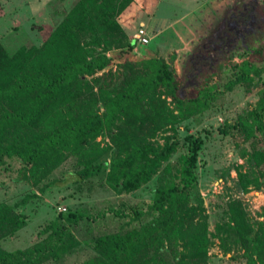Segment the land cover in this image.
<instances>
[{"label":"trees","instance_id":"1","mask_svg":"<svg viewBox=\"0 0 264 264\" xmlns=\"http://www.w3.org/2000/svg\"><path fill=\"white\" fill-rule=\"evenodd\" d=\"M131 1L74 0L39 43L21 45L19 52L0 42V172L16 162L17 180H29L40 193L67 183L77 191L85 184L83 190L101 187L118 195L151 186L149 201L106 207V222L98 220L104 210L94 215L76 209L58 212L31 243L10 249L1 241L17 236L25 214L0 202V264L58 263L79 246L65 224L82 219L94 223L96 234L90 237L89 255L77 264H208L196 170L204 138L180 123L214 107L217 96L234 85L244 92L255 88L257 98L215 129L240 139L236 155L243 162L234 166V184L244 191L259 187L264 45L241 47L238 54L246 56L232 63L222 84L208 82L211 72L181 95L170 60L143 50L132 55L134 39L116 20ZM146 32L148 41L140 48L151 39L148 28ZM237 52L233 49L231 55ZM102 135L107 140L100 145L96 137ZM64 161L69 170L64 167L59 178L52 176ZM230 167L218 176L225 177ZM26 201L23 197L16 204L23 207ZM222 209L242 248L235 259L264 264V220L248 219L238 200L223 203Z\"/></svg>","mask_w":264,"mask_h":264},{"label":"rangeland","instance_id":"2","mask_svg":"<svg viewBox=\"0 0 264 264\" xmlns=\"http://www.w3.org/2000/svg\"><path fill=\"white\" fill-rule=\"evenodd\" d=\"M73 1L0 0V42L10 51L21 45L39 43ZM116 20L127 37L136 31L140 20L150 34L156 32L147 45L132 50V55L139 56L143 50L146 55L154 54L165 61L170 60L181 82V95L194 90L200 78L211 72L213 75L208 82L222 84L232 63H238L246 56L238 54L241 47L254 45V42L264 45V0H132ZM40 27L45 30H38ZM233 49L238 51L237 54L231 55ZM18 51L21 52L22 48ZM169 55H174V59H169ZM217 98L214 107L182 121L180 125L189 126V132L200 133L204 138L197 155L196 170L197 191L206 215L208 264H243L242 259H235L242 254V248L227 213L222 209L223 203L238 200L248 219L264 220V162L257 169L262 173L258 178L259 187L250 185L245 191L239 188L234 184V166L243 162L236 155L235 144L240 143V139L217 133L215 126L225 120L232 121L245 107L253 105L257 90L244 92L242 87L234 85ZM203 129L209 131L206 136ZM184 134L180 128L178 135ZM259 137L258 146L264 152V137ZM96 140L102 145L107 138L102 135ZM158 141L162 142L160 138ZM63 163L52 172V176L59 178L64 167L69 170V162ZM17 166L16 162H11L0 172V202L15 205L13 208L23 212L26 219L15 238L1 241V246L8 249L31 243L37 230L58 212L76 209L94 215L104 210L106 214L98 220L106 222L110 214L104 208L115 207L120 202L134 206L148 202L150 198L151 186L136 193L118 195L101 187H94L92 192L83 190L85 184H82L81 191H77L67 183L65 187L40 193L29 180H17ZM227 166H231L228 174L220 178L218 175ZM23 197L27 199L26 203L23 207L17 206ZM65 226L79 241V246L56 264H77L89 255L87 246L90 237L96 234V227L86 219Z\"/></svg>","mask_w":264,"mask_h":264},{"label":"built area","instance_id":"3","mask_svg":"<svg viewBox=\"0 0 264 264\" xmlns=\"http://www.w3.org/2000/svg\"><path fill=\"white\" fill-rule=\"evenodd\" d=\"M131 37L134 39V45L132 50H134L138 44H145L148 41V35L146 32V27L143 23H139L136 31L132 33Z\"/></svg>","mask_w":264,"mask_h":264},{"label":"clouds","instance_id":"4","mask_svg":"<svg viewBox=\"0 0 264 264\" xmlns=\"http://www.w3.org/2000/svg\"><path fill=\"white\" fill-rule=\"evenodd\" d=\"M139 23H142V22L140 21ZM144 25H145V24H144ZM145 27H146V26H145ZM134 32H135V31H133L132 33H134ZM132 33H131V35H132ZM131 35H130V36H131Z\"/></svg>","mask_w":264,"mask_h":264},{"label":"crops","instance_id":"5","mask_svg":"<svg viewBox=\"0 0 264 264\" xmlns=\"http://www.w3.org/2000/svg\"><path fill=\"white\" fill-rule=\"evenodd\" d=\"M141 21V20H140ZM142 22V21H141ZM156 32H154L153 34H151V37H152V35H154Z\"/></svg>","mask_w":264,"mask_h":264}]
</instances>
